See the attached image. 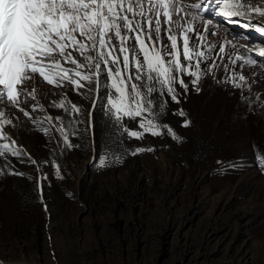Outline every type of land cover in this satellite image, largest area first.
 Instances as JSON below:
<instances>
[{"label": "rangeland", "instance_id": "1", "mask_svg": "<svg viewBox=\"0 0 264 264\" xmlns=\"http://www.w3.org/2000/svg\"><path fill=\"white\" fill-rule=\"evenodd\" d=\"M192 1L198 2L185 0ZM208 18L220 25L209 40H231L240 54L245 46L264 47V35ZM256 58L258 66L235 69L250 89L222 82L230 75L223 64L232 67L226 56L199 92L189 84L179 104L168 100L160 121L181 142L166 133L118 136L101 108H92L93 93L54 88L38 76L26 81L45 108L32 112V100L22 104L35 118L61 116L67 123L50 103L62 94L81 114L69 148L0 103L15 124L5 132L36 161L9 156L11 169L25 175H0V264H264V57ZM178 109L187 116L174 114ZM185 119L190 126H182ZM137 147L153 150L131 154ZM98 157L109 163L101 166Z\"/></svg>", "mask_w": 264, "mask_h": 264}, {"label": "snow or ice", "instance_id": "2", "mask_svg": "<svg viewBox=\"0 0 264 264\" xmlns=\"http://www.w3.org/2000/svg\"><path fill=\"white\" fill-rule=\"evenodd\" d=\"M206 15L264 35V4L245 0H0V103L17 108L44 135L57 134V144L73 147L70 137L76 135L81 108L66 94L50 103L69 117L67 123L48 114L37 119L22 107L32 100V112H45L37 90L23 87L38 76L54 88L67 84L79 95L93 93L92 108H101L118 136L143 140L146 134L166 133L181 142L160 121L168 100L179 104L189 84L199 92L201 80L215 76L218 61L226 56L232 67L223 64L230 75L222 82L250 89L236 66H258L256 57H264V47L245 46L246 54H240L231 40H209L220 25ZM174 114L187 116L183 109ZM125 121L135 122L136 128ZM190 124L185 119L182 126ZM6 126L15 127L13 118L0 110V175L23 176L11 169L8 157L36 161L5 132ZM152 150L137 147L131 154ZM98 159L101 166L109 163L107 157ZM119 159L113 154L112 162ZM259 164L264 167V155ZM56 169L59 175L58 164ZM38 187L42 194V185Z\"/></svg>", "mask_w": 264, "mask_h": 264}, {"label": "bare ground", "instance_id": "3", "mask_svg": "<svg viewBox=\"0 0 264 264\" xmlns=\"http://www.w3.org/2000/svg\"><path fill=\"white\" fill-rule=\"evenodd\" d=\"M193 2V1H192ZM264 258V257H263Z\"/></svg>", "mask_w": 264, "mask_h": 264}]
</instances>
